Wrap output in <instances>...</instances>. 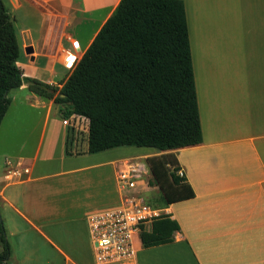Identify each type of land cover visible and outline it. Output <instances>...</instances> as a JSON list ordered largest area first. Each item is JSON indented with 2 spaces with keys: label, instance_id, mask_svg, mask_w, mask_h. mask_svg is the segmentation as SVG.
<instances>
[{
  "label": "crops",
  "instance_id": "0c3cea01",
  "mask_svg": "<svg viewBox=\"0 0 264 264\" xmlns=\"http://www.w3.org/2000/svg\"><path fill=\"white\" fill-rule=\"evenodd\" d=\"M2 1L13 25L19 24L20 35L14 26L15 33L27 39L24 51L32 48L27 52H33L30 62L20 66L23 74L59 87L72 68L58 57L83 52L119 2ZM182 1L201 142L159 152L119 146L86 153V140L83 153H66V118L60 115L64 129L48 127L50 115L60 114L56 103L28 90L33 102L29 101L46 112L33 151L6 155L0 162V215L2 220H11L12 226L4 225L7 235L20 232L24 242V252L14 253L7 236L9 264L12 255L15 264L92 263L87 217L119 207L122 199L116 178L120 156L110 161L95 159L101 152L132 149L144 151L139 161L145 165H149L147 157L151 155L174 156L183 191L193 192V196L167 206H154L160 214L175 219L179 229L174 231L172 242L152 247L163 249L166 245L186 253L187 261L174 256L181 264H264V0ZM26 20L29 24L21 23ZM34 34L39 36L36 42ZM75 34L87 36L83 47ZM229 37L236 38L235 43ZM39 56L46 59L41 68L34 64ZM55 63L65 69L60 80ZM45 142L48 158L39 162ZM55 159L58 163L52 165ZM109 165L112 180L100 174ZM138 239L133 257L113 264H141L137 249L146 247L139 235Z\"/></svg>",
  "mask_w": 264,
  "mask_h": 264
},
{
  "label": "trees",
  "instance_id": "16d2710c",
  "mask_svg": "<svg viewBox=\"0 0 264 264\" xmlns=\"http://www.w3.org/2000/svg\"><path fill=\"white\" fill-rule=\"evenodd\" d=\"M18 55L13 20L0 0V122L9 91L26 84L29 91L66 105L65 115L87 119L86 153L119 146L159 152L202 140L182 0H119L60 87L24 75ZM147 162L161 190L153 206L193 196L183 191L174 156L155 154ZM178 229V222L162 213L139 236L147 248L172 242ZM9 255L0 215V264H9Z\"/></svg>",
  "mask_w": 264,
  "mask_h": 264
},
{
  "label": "rangeland",
  "instance_id": "374dc122",
  "mask_svg": "<svg viewBox=\"0 0 264 264\" xmlns=\"http://www.w3.org/2000/svg\"><path fill=\"white\" fill-rule=\"evenodd\" d=\"M22 24H29L26 20L21 21ZM20 23V25H21ZM16 28V33L20 35L19 24H14ZM16 34L18 47H19V55H18V63L17 65L20 67L23 65V63L30 62V55L32 53H27L24 51V46L27 44V39H23V37ZM77 39L80 41L81 47L84 46V41L87 39V36H80L76 35ZM33 38L35 39V42L38 41L39 36L34 34ZM228 39L233 40L235 43L236 38L229 37ZM73 53V52H72ZM83 52H81L79 55L77 54L75 62L81 57ZM46 59L44 57H38L34 64L38 66L39 68L43 67L45 65ZM68 62L69 61H65ZM74 62V63H75ZM54 70L56 72V76L58 77V80H60V76H62V73L65 71L63 67H61L59 64L54 65ZM57 80V79H56ZM59 87V86H58ZM31 93L28 91L26 87L21 88H15L9 91L8 96L10 97V105L4 114L2 121L0 122V162L3 161V157L6 155H15L17 152H24V153H30L33 151L34 147L36 146L42 127L44 125V118H45V108L39 107L37 105H33L29 100L32 101V97H30ZM33 102V101H32ZM56 113H52L50 115V118L48 120V127H53L55 130L64 129L61 125V116L66 118L68 120V131H67V150L70 154H78L79 152H82L84 150V144L87 140V125L88 121L85 117L74 115L71 117V115H65L67 111L66 105H60L56 103ZM61 115V116H60ZM49 132H47L48 134ZM122 148V147H121ZM124 148H127L124 147ZM47 148V142L44 143L41 149L40 153V159L39 162L43 161L47 157L48 153ZM144 151H140L137 149H132V151L127 152H117L112 153L111 150L101 152V156L99 158H96L95 160L99 159H105L104 161L116 159L120 156L118 161H116V165L119 168L117 170V173L120 170H123L126 166L127 162L130 161H139L142 160V157L139 155L142 154ZM157 152V151H155ZM131 158V159H129ZM128 159V160H127ZM125 160V161H123ZM122 161V162H121ZM58 163V159H55L51 162V164ZM138 163V162H137ZM107 163H104V165ZM101 165V164H100ZM111 166H106V169L98 170L100 174L106 175V179L110 178L112 180V170L110 168ZM140 168V174L135 177V184L134 187H132L130 192H143V198L151 205H155V201L153 200L161 190L159 189L158 185L154 183L153 174L150 170L149 165H141L138 166ZM169 169L172 170V166H169ZM116 173V175H117ZM4 225L6 228H8L11 225V220L7 218V220H4ZM9 224V226H8ZM148 225L146 226V228ZM8 234V233H7ZM9 237V241L11 244V247L17 254H20L21 252H24V242L22 241V236L20 232L16 233L15 235H7ZM29 240V239H28ZM138 236L135 235L134 241L135 246H138ZM161 247V246H159ZM164 247L163 249H158V247H151V248H144L143 251L140 249H137V259L139 263L141 264H181V260H177L175 257H179L184 261H187V254H182L181 252H176V249L173 251L169 247H166V245H162ZM151 249V250H150ZM179 261L178 263L176 262ZM10 262L12 264H15V258L14 255H12V258L10 259Z\"/></svg>",
  "mask_w": 264,
  "mask_h": 264
},
{
  "label": "built area",
  "instance_id": "2783aa9c",
  "mask_svg": "<svg viewBox=\"0 0 264 264\" xmlns=\"http://www.w3.org/2000/svg\"><path fill=\"white\" fill-rule=\"evenodd\" d=\"M76 57L74 53L68 52L66 56H59L58 59L69 61L67 66L59 59L64 66L71 69L76 63ZM63 123L67 125L68 120L64 119ZM140 164L145 166L141 161L127 162L125 168L117 173V184L122 196L120 206L87 217L94 252L93 262L90 264H113L132 258L135 253V235L138 236L142 228L160 214L140 192L129 190L134 187L135 177L140 174ZM177 173L180 175L178 171Z\"/></svg>",
  "mask_w": 264,
  "mask_h": 264
},
{
  "label": "water",
  "instance_id": "95a60500",
  "mask_svg": "<svg viewBox=\"0 0 264 264\" xmlns=\"http://www.w3.org/2000/svg\"><path fill=\"white\" fill-rule=\"evenodd\" d=\"M25 50H26V52H31V51H32V48L29 47V48H27V49H25Z\"/></svg>",
  "mask_w": 264,
  "mask_h": 264
},
{
  "label": "bare ground",
  "instance_id": "6f19581e",
  "mask_svg": "<svg viewBox=\"0 0 264 264\" xmlns=\"http://www.w3.org/2000/svg\"><path fill=\"white\" fill-rule=\"evenodd\" d=\"M63 59V58H62ZM70 59H72V57L70 58ZM64 60V59H63Z\"/></svg>",
  "mask_w": 264,
  "mask_h": 264
}]
</instances>
